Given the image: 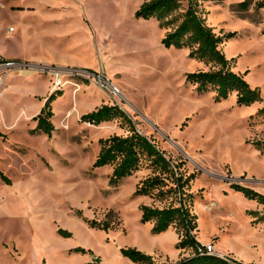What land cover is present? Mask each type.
I'll use <instances>...</instances> for the list:
<instances>
[{"label": "rangeland", "instance_id": "obj_1", "mask_svg": "<svg viewBox=\"0 0 264 264\" xmlns=\"http://www.w3.org/2000/svg\"><path fill=\"white\" fill-rule=\"evenodd\" d=\"M241 1L198 0V7L218 34L237 32L222 49L235 59L233 70L260 88L262 100L251 105H238L235 92L221 101L214 91L199 94L186 74L210 67L188 49L166 47L167 29L156 18L135 16L144 0H0V51L52 56L64 65L17 58L33 68H88L110 77L121 90L113 102L135 128L195 173L197 239L217 254L264 264V204L231 187L264 193V148L254 144L264 142V7L242 11ZM187 6L182 0L180 11ZM51 80L48 73L15 72L0 88V264H87L96 257L133 264L121 253L128 247L163 263L190 256L192 249L176 247V227L154 234L152 223L141 221V204H168L135 194L151 174L146 164L117 186L109 183L112 165H93L101 138L130 134L122 119L81 120L112 103L107 93L80 79L66 82L51 91H61L51 102L53 134L32 132Z\"/></svg>", "mask_w": 264, "mask_h": 264}, {"label": "trees", "instance_id": "obj_2", "mask_svg": "<svg viewBox=\"0 0 264 264\" xmlns=\"http://www.w3.org/2000/svg\"><path fill=\"white\" fill-rule=\"evenodd\" d=\"M257 9L264 7V0H242L237 6L247 11L252 4ZM182 0H144L135 12L137 18H156L161 27L167 29L162 39L166 47L185 48L191 58L208 65V70H199L186 74L187 81L196 85L199 94L215 92L216 101L229 98L234 92L238 105H251L262 100L259 87H253L246 79L245 73L233 70L234 58H228L222 49V44L236 37L232 31L218 34L210 26L206 18L199 12L198 0H188L184 11ZM262 33L264 34V28ZM55 91V90H54ZM52 92L41 111L33 117L37 121L33 133L41 132L49 136L56 127L53 122L55 113L51 102L61 91ZM264 114V107L260 109ZM122 119L130 127V134H114L100 139V151L94 162L95 167L112 165L109 183L117 186L127 177L133 175L146 164L151 174L141 179L136 187V195H147L155 200H167L163 207L141 204V221L152 223V232L160 234L171 227H176L180 239L176 244L178 249H192L190 256L182 257L175 263H163L155 257L135 247L122 248L121 253L128 257L133 264H247L232 257L219 256L201 251L204 245L197 239L198 215L193 211L195 194L191 191L195 173H188L183 162H176L161 149L151 137L138 131L127 113L117 104H103L81 116L83 122L100 125L103 122ZM257 147L264 148V142L255 141ZM231 187L241 192L249 199L264 204V193L238 183ZM91 225L109 229V223ZM66 236L70 233L61 230ZM77 250L86 251L84 248ZM87 264H118L103 263L97 257ZM256 264V263H254Z\"/></svg>", "mask_w": 264, "mask_h": 264}, {"label": "built area", "instance_id": "obj_3", "mask_svg": "<svg viewBox=\"0 0 264 264\" xmlns=\"http://www.w3.org/2000/svg\"><path fill=\"white\" fill-rule=\"evenodd\" d=\"M28 70H32L39 74L48 73L52 79V90H57L63 87L66 82L76 83L74 82L75 79H80L83 82L96 85L101 89V91H104L110 96L113 104L118 105V103L113 102V98H119L121 96V90L116 84L111 81L110 77L106 76L102 71H95L88 68L78 67H70L66 68L65 70H61L59 68L48 65H40L36 68H33L30 63L25 60L8 58L3 56L2 54H0V88L15 72H23ZM203 245L204 248L200 249L202 252L206 251L210 254H217L215 253L214 246L212 244Z\"/></svg>", "mask_w": 264, "mask_h": 264}, {"label": "crops", "instance_id": "obj_4", "mask_svg": "<svg viewBox=\"0 0 264 264\" xmlns=\"http://www.w3.org/2000/svg\"><path fill=\"white\" fill-rule=\"evenodd\" d=\"M0 53L1 54H3L5 57H8V58H22V59H28V58H35L37 61H43V63H48V64H56V65H60V66H62L63 64L62 63H60L59 61H58V59L56 58V57H52V56H30V57H24V56H12V55H7L6 53H4V52H2V51H0ZM64 66V65H63ZM51 91H52V88H50L48 91H47V93L45 94V95H43V97L41 98L42 99V103H41V105L39 106V108L35 111L36 113L32 116V117H34L36 114H38L40 111H41V109H42V107L44 106V104H45V102H46V98L49 96V94L51 93ZM100 92H99V94L101 93L102 95H106V93L105 92H103V91H101V90H99ZM100 94V95H101ZM95 99V98H94ZM43 104V105H42ZM96 109V108H95ZM92 110H94V109H92ZM91 111V110H90ZM55 117V116H54ZM54 119V118H53ZM32 122H33V125L34 126H36V124H37V121L36 120H32ZM177 262V261H176Z\"/></svg>", "mask_w": 264, "mask_h": 264}, {"label": "water", "instance_id": "obj_5", "mask_svg": "<svg viewBox=\"0 0 264 264\" xmlns=\"http://www.w3.org/2000/svg\"><path fill=\"white\" fill-rule=\"evenodd\" d=\"M218 255H220V254H218ZM220 256H222V255H220Z\"/></svg>", "mask_w": 264, "mask_h": 264}]
</instances>
